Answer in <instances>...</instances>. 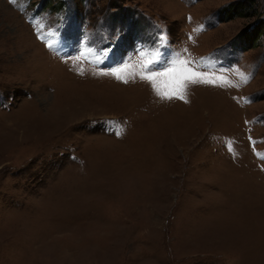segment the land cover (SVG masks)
<instances>
[{
	"label": "rangeland",
	"instance_id": "rangeland-1",
	"mask_svg": "<svg viewBox=\"0 0 264 264\" xmlns=\"http://www.w3.org/2000/svg\"><path fill=\"white\" fill-rule=\"evenodd\" d=\"M0 264H264V0H0Z\"/></svg>",
	"mask_w": 264,
	"mask_h": 264
},
{
	"label": "snow or ice",
	"instance_id": "snow-or-ice-1",
	"mask_svg": "<svg viewBox=\"0 0 264 264\" xmlns=\"http://www.w3.org/2000/svg\"><path fill=\"white\" fill-rule=\"evenodd\" d=\"M120 34V29H117L115 32V37L118 39ZM51 47V44L48 45ZM91 48V46H89ZM163 47V46H161ZM107 58V53L103 57H98L97 63H102L104 59ZM210 61L209 63H204V61ZM202 66L204 67H215V60L212 58H201ZM171 63L172 67H168V64ZM188 61L180 60L178 58H174L172 60H166L162 53L157 54V58L155 60H150L144 67L149 70L150 74H141V79L150 81L153 89L156 91V94L161 96V98L171 99L173 95H178L179 99L184 100V95L180 94L187 85L197 84V83H205V84H215L216 79H210L208 77V73L194 71L192 68L186 67ZM164 67L165 71L157 72L155 69L157 67ZM129 65L125 64L123 68H113L111 74L115 75L117 79H123L120 75L121 72L125 71ZM106 74V73H105ZM159 77H166L174 84V90L170 94L167 91H161L158 86ZM224 83L230 84V81H227L225 77L219 78ZM124 82L128 81L124 79ZM247 82V78L245 79V83ZM229 150L231 151V145L229 144Z\"/></svg>",
	"mask_w": 264,
	"mask_h": 264
}]
</instances>
